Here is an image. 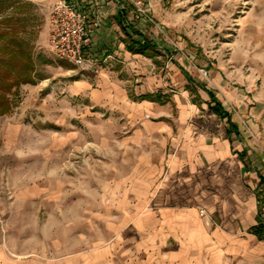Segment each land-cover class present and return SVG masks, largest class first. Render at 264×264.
Wrapping results in <instances>:
<instances>
[{
	"label": "crops",
	"instance_id": "0c3cea01",
	"mask_svg": "<svg viewBox=\"0 0 264 264\" xmlns=\"http://www.w3.org/2000/svg\"><path fill=\"white\" fill-rule=\"evenodd\" d=\"M69 1L94 26L92 59L78 67L66 96L108 121L86 125V150L101 155H89L85 186L68 193L84 197L70 205L61 239H52L58 252L36 251L35 264H264L257 230L264 226V91L249 85L251 97L229 94L247 119L241 129L227 110L221 116L209 106L158 24L131 0ZM122 27L142 33L157 55L132 54ZM256 78L264 85V67L248 82ZM6 252L0 264H12V255L34 264L25 245Z\"/></svg>",
	"mask_w": 264,
	"mask_h": 264
},
{
	"label": "rangeland",
	"instance_id": "374dc122",
	"mask_svg": "<svg viewBox=\"0 0 264 264\" xmlns=\"http://www.w3.org/2000/svg\"><path fill=\"white\" fill-rule=\"evenodd\" d=\"M58 1L0 0V28L11 25L29 40L37 63L36 84L15 87L8 95L11 110L0 116V253L20 252L25 245L32 254L27 261L34 264L36 251L58 252L52 239H61L62 227L73 215L70 205L84 197L68 193L85 186L89 155H101L99 149L86 150V125L108 121L86 114L82 98L66 96L76 85L71 77L78 67L58 58L49 45L50 14ZM131 1L158 24L167 48L200 83L209 106L227 110L244 129L245 114L229 94L251 97L249 85L256 87L255 94L264 91L260 78L248 82L250 74L264 67V46L254 41L264 40V0ZM11 16L7 25L4 19ZM89 183L99 186L101 181Z\"/></svg>",
	"mask_w": 264,
	"mask_h": 264
},
{
	"label": "trees",
	"instance_id": "16d2710c",
	"mask_svg": "<svg viewBox=\"0 0 264 264\" xmlns=\"http://www.w3.org/2000/svg\"><path fill=\"white\" fill-rule=\"evenodd\" d=\"M3 12V6L0 2V14ZM14 17L4 19L7 25L12 24ZM125 34L124 42L126 48L132 53L144 56H156L157 53L152 51L154 47L147 41L142 33L136 29H132L133 34L127 33L122 27ZM133 35L139 36L142 40L133 38ZM45 63V62H44ZM36 60L29 40L20 37L13 26L8 29L0 28V116L11 110L12 105L8 99V95L13 92L15 87L21 85H35ZM143 99L153 100V96H145ZM213 110L221 115L228 114L219 107L214 105ZM260 235H264V226L258 227Z\"/></svg>",
	"mask_w": 264,
	"mask_h": 264
},
{
	"label": "built area",
	"instance_id": "2783aa9c",
	"mask_svg": "<svg viewBox=\"0 0 264 264\" xmlns=\"http://www.w3.org/2000/svg\"><path fill=\"white\" fill-rule=\"evenodd\" d=\"M49 45L56 56L76 67L92 58L93 24L78 5L59 0L50 14Z\"/></svg>",
	"mask_w": 264,
	"mask_h": 264
},
{
	"label": "bare ground",
	"instance_id": "6f19581e",
	"mask_svg": "<svg viewBox=\"0 0 264 264\" xmlns=\"http://www.w3.org/2000/svg\"><path fill=\"white\" fill-rule=\"evenodd\" d=\"M221 99H222V101H225V102H228V100L226 99V97L225 96H221ZM239 116V115H238Z\"/></svg>",
	"mask_w": 264,
	"mask_h": 264
}]
</instances>
